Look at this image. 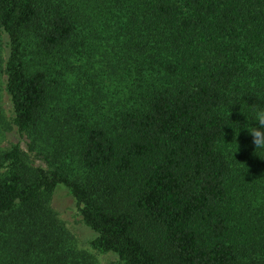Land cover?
<instances>
[{"label":"trees","instance_id":"1","mask_svg":"<svg viewBox=\"0 0 264 264\" xmlns=\"http://www.w3.org/2000/svg\"><path fill=\"white\" fill-rule=\"evenodd\" d=\"M21 145L0 152V264H264V0H0Z\"/></svg>","mask_w":264,"mask_h":264},{"label":"rangeland","instance_id":"2","mask_svg":"<svg viewBox=\"0 0 264 264\" xmlns=\"http://www.w3.org/2000/svg\"><path fill=\"white\" fill-rule=\"evenodd\" d=\"M8 57L9 40L0 26V152L10 151L15 145L19 144L32 165L47 168V164L37 157V153L29 150L30 140L21 135L14 125V108L11 96L7 91L6 63ZM3 171L4 169H0V175ZM52 207L58 219L74 237L76 246L91 255L96 264H123L117 254H102L93 249L92 242L97 234L85 224L75 199L66 188L60 187L55 192Z\"/></svg>","mask_w":264,"mask_h":264},{"label":"clouds","instance_id":"3","mask_svg":"<svg viewBox=\"0 0 264 264\" xmlns=\"http://www.w3.org/2000/svg\"><path fill=\"white\" fill-rule=\"evenodd\" d=\"M254 116L255 125L247 129L254 137L256 149L264 151V107L257 108Z\"/></svg>","mask_w":264,"mask_h":264}]
</instances>
